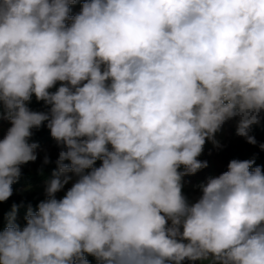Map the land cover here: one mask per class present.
Returning a JSON list of instances; mask_svg holds the SVG:
<instances>
[{"label":"clouds","instance_id":"1","mask_svg":"<svg viewBox=\"0 0 264 264\" xmlns=\"http://www.w3.org/2000/svg\"><path fill=\"white\" fill-rule=\"evenodd\" d=\"M74 3L0 0V105L11 123L0 202L37 159L33 128L47 121L65 148L25 226L13 205L0 264H89L85 254L98 264H264L260 166L231 160L192 204L181 183L207 167L197 158L206 140L219 146L226 121L238 118L237 135L257 143L264 0H84L72 16ZM33 94L48 113L29 109ZM69 172L79 178L57 199Z\"/></svg>","mask_w":264,"mask_h":264},{"label":"trees","instance_id":"2","mask_svg":"<svg viewBox=\"0 0 264 264\" xmlns=\"http://www.w3.org/2000/svg\"><path fill=\"white\" fill-rule=\"evenodd\" d=\"M84 0H76V3L70 5V15L74 16L81 11V6ZM61 86V82H57L56 85L49 89L50 92H55ZM30 110L35 112L48 113L50 111L51 105L46 104L42 100H37L35 95L31 97V100L27 103ZM0 126L11 127L10 121L7 119L6 110L0 105ZM32 136L29 138V143H36L38 147L35 149H40L41 147H50L54 150V155L48 160V163H42L39 166L28 169L21 167V175L19 179L13 183L12 191L23 188L31 187L42 183H49L54 177V173L58 172L57 160L59 158V153L65 150L64 145L58 143L50 133V129L47 127V121H45L39 128H33ZM231 134L237 135V124L231 128ZM249 135L254 136L256 144L252 146L257 147L264 142V119L260 120L259 124L252 125L249 130ZM111 149V146L109 145ZM202 162H207V167L198 170L195 174H187L182 176L185 183H194L198 180H205L208 175L212 172H216L218 175L226 172L228 170V164L231 160H253V168L260 166L264 170V150L258 149L254 151L251 155H247L242 147H233L231 145H225L224 147L217 150L212 148L206 152L202 157L197 158ZM66 164H70V161H64ZM102 161L97 160L93 167L101 166ZM91 171V169L86 170ZM178 171L183 172L184 168L181 166ZM72 173V172H69ZM69 173L60 174V178L64 177ZM45 197H38L34 194L28 195L25 198L10 196L8 200L0 202V230L8 224L9 214L12 212L13 205H18L16 211L15 222L23 227L26 225L25 217L31 208L32 211H37L38 204L41 201L46 200ZM86 259L89 264H98L95 257L85 254ZM182 264H198V260L191 261L185 259Z\"/></svg>","mask_w":264,"mask_h":264},{"label":"rangeland","instance_id":"3","mask_svg":"<svg viewBox=\"0 0 264 264\" xmlns=\"http://www.w3.org/2000/svg\"><path fill=\"white\" fill-rule=\"evenodd\" d=\"M262 117H264V113H262ZM264 119V118H262ZM238 124V118H233L228 121H226L219 131L215 133V141H218L219 146L213 143L212 140H206L203 152L200 155L201 157L211 150L212 148H216L217 150H220V148L224 147L225 145H231L233 147H242L247 155H251L254 151L261 149L260 145L257 147H253L252 144L248 143L245 137L239 136V135H233L231 134V128ZM9 126H0V139H3V137L6 135ZM261 144H264L262 142ZM35 153L37 155V159L34 162H28L26 164L21 165L22 167L33 169L37 166H39L42 163H45V157L48 158V160L51 158V156L54 155V150L50 147H41L40 149L35 150ZM65 176L71 177L69 182L64 185V187L56 193V198L61 199L64 197L66 192L72 187L73 183H75L78 180V176L75 173H69ZM64 176V177H65ZM219 175L216 172H212L208 175V177L205 180H198L194 183H185L183 178L181 180L182 183V194L185 196L189 204L195 203L199 197L201 196V185L205 184L209 178L218 177ZM62 177L61 179H63ZM48 183H42L31 187H23L12 191V196L14 197H21L25 198L28 195H36L38 197H45L46 196V187ZM198 264H213V261L210 258L205 260H198Z\"/></svg>","mask_w":264,"mask_h":264}]
</instances>
